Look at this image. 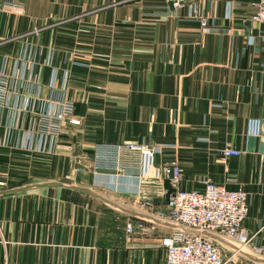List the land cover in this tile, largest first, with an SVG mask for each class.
<instances>
[{
  "label": "crops",
  "instance_id": "obj_1",
  "mask_svg": "<svg viewBox=\"0 0 264 264\" xmlns=\"http://www.w3.org/2000/svg\"><path fill=\"white\" fill-rule=\"evenodd\" d=\"M255 1L0 0L14 85L0 106V264H165L167 227L129 237L126 225L149 211L139 200L163 207L169 183L93 170L98 143L160 146L156 167L179 162L186 189L245 188L244 227L264 240V134H247L264 118ZM53 93L81 120L55 138L40 130ZM227 145L243 154L223 161Z\"/></svg>",
  "mask_w": 264,
  "mask_h": 264
},
{
  "label": "built area",
  "instance_id": "obj_2",
  "mask_svg": "<svg viewBox=\"0 0 264 264\" xmlns=\"http://www.w3.org/2000/svg\"><path fill=\"white\" fill-rule=\"evenodd\" d=\"M175 10L186 8L192 0H168ZM264 24V0L254 2L250 15ZM190 18L209 28L208 18L195 9ZM39 28H34L38 32ZM14 89L8 73L0 70V106L10 101ZM35 95L34 89L28 91ZM41 116L40 130L47 136H60L66 123L80 125L76 116V101L65 95L57 96ZM56 103V104H55ZM247 134H264V118L252 117ZM160 146L137 142L98 143L93 149V170L113 172L129 178L144 179L154 176L168 182L167 202L156 207L152 201H140L148 212H141L138 220H130L126 230L131 237L136 229L142 232L167 227L161 239L165 251V264H264V240L260 231L250 234L244 227L249 215V194L243 187L230 189L225 183L212 178L203 181V188L186 189L181 186L182 168L177 161L156 167ZM243 150L227 145L221 159L240 157Z\"/></svg>",
  "mask_w": 264,
  "mask_h": 264
}]
</instances>
